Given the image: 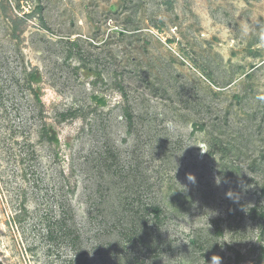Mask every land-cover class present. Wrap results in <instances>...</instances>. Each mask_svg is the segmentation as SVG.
<instances>
[{
  "label": "rangeland",
  "instance_id": "obj_1",
  "mask_svg": "<svg viewBox=\"0 0 264 264\" xmlns=\"http://www.w3.org/2000/svg\"><path fill=\"white\" fill-rule=\"evenodd\" d=\"M213 256L264 264V0H0V264Z\"/></svg>",
  "mask_w": 264,
  "mask_h": 264
},
{
  "label": "trees",
  "instance_id": "obj_2",
  "mask_svg": "<svg viewBox=\"0 0 264 264\" xmlns=\"http://www.w3.org/2000/svg\"><path fill=\"white\" fill-rule=\"evenodd\" d=\"M39 79H40L39 77L34 78V80H39ZM155 212L158 216V214L160 213L159 208H156ZM69 219H71V218H68L67 216H65V213H63V216H61V218H59L57 220L58 227H59L60 231L62 232V234H74V232H76L68 226V220Z\"/></svg>",
  "mask_w": 264,
  "mask_h": 264
},
{
  "label": "clouds",
  "instance_id": "obj_3",
  "mask_svg": "<svg viewBox=\"0 0 264 264\" xmlns=\"http://www.w3.org/2000/svg\"><path fill=\"white\" fill-rule=\"evenodd\" d=\"M187 179L195 182V176L192 174H189ZM212 264H221V258L219 256H213L212 257Z\"/></svg>",
  "mask_w": 264,
  "mask_h": 264
}]
</instances>
